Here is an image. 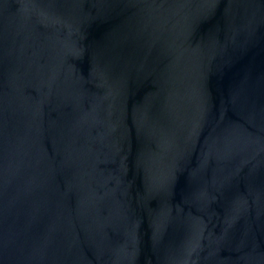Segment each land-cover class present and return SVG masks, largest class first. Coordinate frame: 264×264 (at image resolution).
<instances>
[{
    "label": "water",
    "instance_id": "obj_1",
    "mask_svg": "<svg viewBox=\"0 0 264 264\" xmlns=\"http://www.w3.org/2000/svg\"><path fill=\"white\" fill-rule=\"evenodd\" d=\"M0 264H264V0H0Z\"/></svg>",
    "mask_w": 264,
    "mask_h": 264
}]
</instances>
